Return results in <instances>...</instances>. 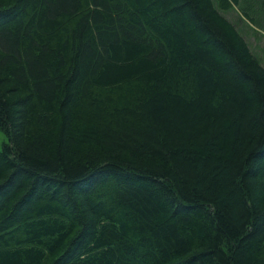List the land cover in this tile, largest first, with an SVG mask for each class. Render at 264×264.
<instances>
[{"label":"trees","instance_id":"obj_1","mask_svg":"<svg viewBox=\"0 0 264 264\" xmlns=\"http://www.w3.org/2000/svg\"><path fill=\"white\" fill-rule=\"evenodd\" d=\"M0 130V264H264V66L215 0H0Z\"/></svg>","mask_w":264,"mask_h":264},{"label":"rangeland","instance_id":"obj_2","mask_svg":"<svg viewBox=\"0 0 264 264\" xmlns=\"http://www.w3.org/2000/svg\"><path fill=\"white\" fill-rule=\"evenodd\" d=\"M216 7L232 22L240 34L246 39L251 51L264 66V10L256 0H245L240 6L228 10ZM247 13V14H246ZM251 17V19H249ZM8 142L6 135L0 130V148Z\"/></svg>","mask_w":264,"mask_h":264}]
</instances>
